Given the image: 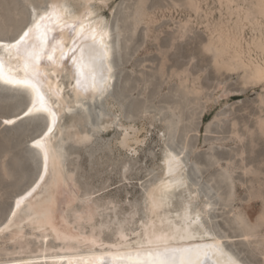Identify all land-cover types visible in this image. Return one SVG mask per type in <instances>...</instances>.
Instances as JSON below:
<instances>
[{
  "label": "rangeland",
  "instance_id": "1",
  "mask_svg": "<svg viewBox=\"0 0 264 264\" xmlns=\"http://www.w3.org/2000/svg\"><path fill=\"white\" fill-rule=\"evenodd\" d=\"M50 1L0 0V37L16 34L29 20L31 6ZM106 1L92 5L112 28L119 53L115 79L104 97L67 112L60 129L63 166L77 193L65 211L68 221L83 233L101 229L105 238L121 226L135 227L146 215L147 193L162 175V154L172 137V146L188 161L189 189L196 181L215 187L210 195L216 202L206 217L211 226L246 261L263 264L264 79L250 78L245 68L222 69L215 61L222 57L207 46L222 31L242 29L244 49L264 58L253 43L264 37L257 0H193L199 9L188 0ZM26 98L23 92L0 89V224L39 166L32 135L18 138L31 127L38 132L45 118L19 114L13 124H4ZM103 111L115 116L108 127L99 125ZM122 129L134 130L130 140ZM184 196V190L176 192L171 207ZM198 198L203 206L206 191L200 190ZM88 205L96 209L93 219L85 216ZM10 234L0 235V259L62 245L26 223L23 235L12 241Z\"/></svg>",
  "mask_w": 264,
  "mask_h": 264
},
{
  "label": "snow or ice",
  "instance_id": "2",
  "mask_svg": "<svg viewBox=\"0 0 264 264\" xmlns=\"http://www.w3.org/2000/svg\"><path fill=\"white\" fill-rule=\"evenodd\" d=\"M89 5L61 3L54 0L42 6L30 8V20L16 36L5 42L0 38V84L14 92H23L31 97V106L25 116L47 114L50 126L48 136L58 122L59 99L63 89L48 86L49 76L57 81L61 73L71 75L72 91L89 97H104L111 87L112 69L108 63L111 55L110 33L98 13L89 10ZM83 8V11H81ZM67 31L70 44L63 33ZM52 68L56 71H45ZM17 119L20 117L17 116ZM5 120L4 124H13ZM126 140L134 134L132 129H122ZM34 146L43 149L45 170L49 153L41 140ZM185 153L166 151L161 168L163 178L155 186L154 193L144 204L146 215L159 214L168 204V197L180 190L185 191L180 211L167 220L142 221V232L136 243L115 248L101 256H92L84 264H246L234 252L226 248L224 239L216 232L211 221L205 217L200 199L195 191H189L185 177ZM42 175L40 181H44ZM40 181L25 196L16 200V207L40 187ZM155 193H159L156 195ZM15 215V212H13ZM127 240V237H123ZM69 264H72L69 261Z\"/></svg>",
  "mask_w": 264,
  "mask_h": 264
},
{
  "label": "bare ground",
  "instance_id": "3",
  "mask_svg": "<svg viewBox=\"0 0 264 264\" xmlns=\"http://www.w3.org/2000/svg\"><path fill=\"white\" fill-rule=\"evenodd\" d=\"M68 1L69 0H59V2L61 3H68ZM81 1L82 4L90 6L89 7L90 11L99 14V18L106 23L107 30L110 33L109 43L111 45V55L108 63L112 69V74H111V86H112V83L116 75V69H115L116 67H115V59H114L116 51L113 42V34H112V28L110 22L99 12L98 7H94L92 5V2L94 0H81ZM97 1L102 3L105 2L106 0H97ZM188 1L191 6H194L197 9H199L198 6H196L195 1L193 0H188ZM228 1L236 2L237 0H228ZM51 2H54V0H51L49 3ZM237 6H241V5L238 4ZM256 7L258 13H260L261 16L262 15L264 16V0H257ZM81 11H83V8H81ZM241 11L244 12V10ZM249 14L248 16H250L251 18V15ZM29 20L25 24H27ZM24 25L21 27V29L24 27ZM234 28L235 26L233 27V29ZM21 29L17 33H19ZM17 33L14 34L13 36H16ZM242 34H243L242 29H238L236 32H232V33L228 31L226 32L222 31L218 34L216 38L213 37L210 38V41L207 42L209 43L207 45L208 49L210 51V48H213L214 46L215 51L218 54L217 56H219V58L222 57L221 61L218 58H216L215 60L218 66L219 64L223 66L222 69L225 67L228 68V70L245 68L248 71L250 78L253 77V79L255 78L258 80L264 79V58L263 57L258 58L257 56L259 54L256 55V57L252 56V49L250 47L248 48V51L244 49L242 43ZM62 35L64 37L65 42L70 44L71 41L68 32L65 31ZM13 36L0 37V38H2L5 42H9V39ZM253 43L257 51L259 50V52L264 53L263 36L261 38L255 37ZM226 56L228 57L225 58ZM44 70L49 73L56 71L55 69L52 68H46ZM72 83L73 82L71 81L70 73L69 74L61 73L59 81H57L56 77L51 75L49 76V81H48L49 87L53 89L56 88L63 89V92L60 94L59 99L56 100V104L59 106L58 122L53 126V131L49 133L48 136H45L44 134L48 131V127L50 126V118L47 116V114H43V113L30 114V115H42L45 118V123L43 127L30 138V143L36 152L39 166L37 168V173L34 179L20 192L15 194L11 206L8 210V213L4 218V220L2 221V223L0 224V235L4 233V231L6 230H11L10 239H12V241L13 239L15 238L17 239V237L23 235L24 223H26L33 226L34 229H38L40 231H45L46 233H49L54 238L60 240L62 242V245L60 247L56 246L57 248H54V250L52 251L44 252L40 254H29V255L26 254L16 257L11 256L8 258H1L0 264H69V261H71L72 264H84V261L87 260L89 257L101 256L108 252L114 251L115 248L127 246L128 243H136L139 239L137 234L142 232L143 230L142 221L147 222L149 220H152L157 225H159L161 223V219H163L164 222L167 223L168 219H171L173 216H175L176 212L180 211L181 202L179 203L178 206L171 207V203L176 193L174 192L168 197V204L170 205V207L166 206L165 208L161 209L159 214L156 216H152L151 213L145 215L143 218H140L138 220L135 227H130V226L119 227L109 238L108 237L105 238L101 229H97V228L92 229V231L89 233H83L80 230L76 229V227H74L68 221L65 211L66 208L70 205V203L73 200L77 199V193L75 191L76 189L70 183L69 177L63 166V162H62L63 151L60 147V143H61L60 136L62 134V131L60 129H63L62 127L67 124V121L64 118V116L72 108L83 104L85 101L91 102L95 99L100 98V97H95V98L89 97L88 99H85L83 95L78 94L77 92L71 90ZM26 97L27 98L25 104L18 110V112L16 113L14 112L12 114L6 115L5 120H15L19 114L24 115V113L27 112L28 107L31 106V97L28 94H26ZM88 108H90V106ZM114 117L115 116H112L107 112L104 111L101 112L98 117L99 125L101 127H108L113 122ZM41 139L49 153V158L47 161V172L45 170L44 151L43 149L34 146L33 143L35 140H41ZM123 142L126 143L127 141L124 140ZM166 151H175L177 153L179 152L184 153L183 150L174 148L173 146L170 145H166L162 154L161 161L163 160ZM186 169L188 170L187 164H186ZM187 170L185 173V177L189 183ZM42 175L45 177L44 181H40V177ZM161 178H163V170L161 177L148 191L147 198L154 193L155 186L159 184ZM38 181H40V187L37 189V191L33 193L32 196L22 200L20 207L17 208L16 200L22 196H25L29 191H31L32 188L37 185ZM188 190L195 191L197 194H199L201 188L198 184H193L192 188ZM155 194L159 195V193H155ZM213 203L214 202H212V200L206 199L205 202L203 203V206H201V208L204 209L205 205H211L212 207ZM88 207L89 208L86 211H84L85 216L88 217L89 219H93L94 216L96 215V209L90 205H88ZM208 210L204 211L205 217H207L208 215L207 213ZM13 212H15V215H13ZM214 228L216 232H218L220 236L224 239L226 248L234 252L237 256L241 257L239 253L232 247V245L231 244L229 245V243L226 240V237L223 234H221V232L216 227ZM123 237H127V240H124ZM263 256H264V251H263ZM242 259L246 262V264H251L248 261H246L244 258ZM263 264H264V258H263Z\"/></svg>",
  "mask_w": 264,
  "mask_h": 264
},
{
  "label": "water",
  "instance_id": "4",
  "mask_svg": "<svg viewBox=\"0 0 264 264\" xmlns=\"http://www.w3.org/2000/svg\"><path fill=\"white\" fill-rule=\"evenodd\" d=\"M115 51H116V47H115ZM117 55V56H116ZM115 56H116V59H115V67H116V65L119 63V53L117 52V54H115ZM1 87H5L4 85H1L0 84V89H1ZM9 100H11L10 99V97H9V95H5L4 96V101H6V102H8ZM21 108V105L20 106H18V108L16 109V111H18L19 109ZM37 129L35 128V127H31V128H29V129H27L26 130V132H24V134H22L19 138H18V141L19 140H23L25 137H26V135H34L35 133H37V131H36ZM169 130H171V131H169ZM168 132L171 134V135H173L174 134V130L170 127L169 129H168ZM167 145H170V146H172L173 144H172V137H171V139H170V141H169V143L167 144ZM177 149H179L178 147H177ZM194 169H195V171L196 172H199L200 171V169H199V167H194ZM188 180H189V183H190V177L188 176ZM194 184H198V185H200L197 181L194 183ZM193 185V184H192ZM200 187H201V190H205L206 191V199H210V200H213V206L215 205V202H216V199H214V198H212V196L210 195V192L212 191V190H214V186H212L210 183H208L206 186H201L200 185Z\"/></svg>",
  "mask_w": 264,
  "mask_h": 264
}]
</instances>
